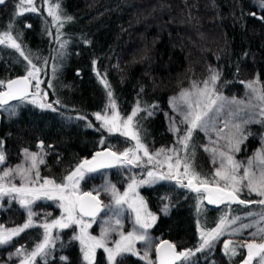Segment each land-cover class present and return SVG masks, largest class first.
<instances>
[{"label":"trees","instance_id":"obj_1","mask_svg":"<svg viewBox=\"0 0 264 264\" xmlns=\"http://www.w3.org/2000/svg\"><path fill=\"white\" fill-rule=\"evenodd\" d=\"M34 1L36 11L22 14L20 0L0 4V38L7 32L20 45L19 50L0 47V80L24 75L27 60L44 61L43 87L50 101L62 104L61 113L39 112L25 106L24 99L15 101L16 111L5 112L2 119L6 141L0 151L14 160L23 159L24 150L33 149L40 138L56 145L61 152L57 159L73 169L95 150L130 145L122 135L108 134L96 119L95 114L108 103L109 91L123 114L139 106L135 127L145 146H171L177 123V91L210 69L219 74L217 90L225 99L217 108H223L211 115L214 128L193 130L187 153L182 147L183 161L187 158L192 169L211 182L217 163L205 148L222 147L227 141L218 137L216 130L227 136L234 131L231 125L237 123L242 124L245 134L256 129L258 135L248 136L235 154L243 160L259 148L262 124L243 121L263 119L253 107L259 100L247 87L248 82L256 81L255 87L264 91V8L260 0H47L60 5L62 19L57 22L46 10V0ZM66 16L72 19L66 20ZM232 100L243 103H228ZM125 175V170L120 174L105 172L109 181L118 182ZM168 182L153 190L148 202L154 204L153 198L162 195L170 198L160 229L164 236L193 252L201 244L199 228L215 226L224 206L206 205L203 191L183 187L179 194ZM239 195L250 201L232 206L233 210L257 201L255 195ZM24 220L15 208L0 212V226L7 229L22 227ZM33 231L36 236L31 238ZM39 233L42 231L24 230L0 244V264H23L27 259H11L12 251L18 244L31 243ZM241 254L234 259L239 260ZM124 260L125 264H141L133 255Z\"/></svg>","mask_w":264,"mask_h":264},{"label":"snow or ice","instance_id":"obj_2","mask_svg":"<svg viewBox=\"0 0 264 264\" xmlns=\"http://www.w3.org/2000/svg\"><path fill=\"white\" fill-rule=\"evenodd\" d=\"M5 2L6 0H0V4H4ZM25 4L29 7H23ZM260 5L264 8V0H260ZM18 7L21 8V14L24 11H36V8L33 6V0H20ZM59 9V4H55L49 8V15L56 21H61L62 19L58 13ZM65 19L70 21L72 17L66 16ZM3 37L4 38H0V43H4L5 39H7L11 41L12 47L17 50L20 49V45L12 39L9 33L5 32ZM20 54L24 56L22 51ZM24 58L28 59L27 56ZM28 62L31 64L30 60ZM39 71L40 69L36 68L35 65H32L27 76L17 80H9L7 82L0 80V85H4L6 83V91L0 92V107L8 105L10 100L27 98L29 95V88L32 86V80H36L35 87L39 89L41 83L37 78ZM218 79L219 74L214 72L210 77L211 84L215 85ZM256 83V81H250L248 82L247 87L256 94V99L264 104V91L256 88ZM193 88L196 89V94L199 99L196 100L195 107H192L191 104L189 105L192 110L184 116V120L189 124V127L186 134L179 141V143L183 146L185 153H187L189 141L191 140L194 129L200 128L207 131L210 127L214 128V124L211 122L212 118L209 117V112L213 111V107L217 105L218 100L222 101L225 99L223 96L215 93L214 87H209V81H204L203 88H199L196 84H193ZM32 95L35 97L36 93H33ZM191 95L192 93L187 91L181 93L182 98L189 97ZM108 96L110 98L112 97L111 91L108 92ZM32 102L36 103L37 101L33 99ZM228 103L238 104L243 102L232 100ZM111 105L115 108L114 101L111 102ZM39 106L41 108H52V105L44 103H41ZM221 108H223V105H220L216 111L219 112ZM53 111H55V109H53ZM139 111V106H137V108L132 112V115L128 116L127 120H125L122 125L119 123L118 115H113L111 118H108L107 116H102L97 113L96 119L102 120L103 126L106 127L109 132L120 131L122 135L130 136L131 139L136 141V147L135 149H128L122 153L110 150L97 152L91 160L85 159L82 161L73 172L64 178V182L62 183H56L55 180L45 178L43 183H40L38 187L33 186L40 180L39 171L37 170L35 172V179H32L29 176V173L32 169H36L38 164H43L44 160L42 157L38 158L37 153H30L27 149H25L24 153L26 158L31 160V167L23 168L21 166H17L15 170L8 169L7 171H4L3 175L0 176V196H11L15 194V197L19 198V203L23 207L28 208V221L20 228L0 230V244L8 243L12 237L18 235L20 232L24 231V229L32 226V217L34 213L32 212L30 205L35 200L43 197L49 200L59 201V207L63 210L64 215L58 220H53L51 223H44L42 225L45 229L43 243L37 246L36 250L31 253L23 264H31L37 255L44 252L45 248L51 243V230L53 228H67L71 225H78L80 227V234L76 237V239H78L82 245L84 260H86L88 264H94L97 249H103L104 252L107 253L108 264H125L124 258L126 254L140 256V259L148 261V264H152V261L149 259V252L145 251L141 256L135 247L137 241L148 240L147 230L152 227L157 219L155 215L147 211V206L143 198L140 197L137 192L138 185L148 183V181H137L133 179L123 194L116 189L115 185H107L103 187L104 192L111 194L117 208L126 204L128 208L135 213V224L139 229L143 230H133L127 234L120 232V238L114 242L113 247H109L106 240L110 231H115L116 228H113L110 225L109 227L103 228L99 237L93 236L88 232L92 223L95 222L96 216L104 209V205L99 198V190H97L95 194H93L92 191L82 192L80 190V181L84 179L85 173L95 172L102 168L113 167L117 164H138L141 160V157L138 155L140 151H142L143 155L147 157L148 163H152L155 160L157 164L162 165L167 162L169 170L167 174L149 171V177L157 179H176L177 183L180 184L181 187H187L197 193H200L201 191L207 193L205 198L209 203H223L226 200L241 204L246 203V201L238 200L237 197V193L240 191V185L244 180L247 181L246 186L250 191L257 192L260 196L264 197V149L257 152L253 160L248 161V167L245 168L244 175L242 177L237 176V172L241 168V164L234 160L233 156L229 154V152L219 151V156L222 158L220 167L217 168L213 180L210 182L208 179L201 177L199 173L192 169L191 164L187 162V158L184 160L183 173H181L179 171L181 168V158L178 154L176 155L175 163L171 162V156H165V161L163 162L156 160V157H159L162 153H164V150L161 149L154 155L150 154L148 148L140 142L138 134L132 130L133 117H135ZM260 115L261 117H264V107L260 108ZM206 117H208V119H205ZM248 123L264 124V121H256L251 118L243 121V124ZM228 127L229 124L225 123V128ZM231 128L234 129V131H231L227 136H224L222 130H216L217 135L220 138L226 139V147L230 151L238 152L240 151V145L247 140L248 136L254 135V133L249 131L245 134L242 124L239 123L232 124ZM176 130L179 131L178 129ZM261 136L264 137V133H261ZM101 143H103V141H101ZM41 148H43L42 144ZM205 150L211 151L214 156L218 151L215 147L211 149L205 148ZM171 151L174 154L176 153L175 149H172ZM4 162V152L0 151V164ZM254 162L258 163L261 167L259 176L252 171ZM13 171L19 174L23 180L28 181V183H22L19 187L15 184L3 183L6 177L12 175ZM181 177L187 180L186 184L183 182ZM221 181H223V186L220 184ZM257 203L264 205V199L257 201ZM119 214V212H116L117 217H119ZM85 217H89L91 219L85 220ZM261 219L264 220V216H262ZM232 222L234 223L235 221ZM104 223L106 225L109 224L108 221H104ZM226 223V219H221L220 225L216 229H213L208 233L202 232L201 236L203 243L197 251L203 250L210 244L211 240L219 236ZM115 225L116 227H122L121 220L119 218L115 219ZM242 227L247 228L251 227V225H243ZM258 233H264V228H259L258 231L252 233V235L256 236ZM231 244V241H226L224 247L226 252L231 251L234 255L235 249L230 248ZM241 247L247 248V258L243 261V264H253L254 260L257 261V264H264V242L258 243L256 241H252L246 245H241ZM155 251L158 264H176L177 261L182 259L187 260L189 256L194 254L191 250L177 252L176 246L168 241H161L158 245H156Z\"/></svg>","mask_w":264,"mask_h":264},{"label":"rangeland","instance_id":"obj_3","mask_svg":"<svg viewBox=\"0 0 264 264\" xmlns=\"http://www.w3.org/2000/svg\"><path fill=\"white\" fill-rule=\"evenodd\" d=\"M45 5H46V10L49 12V8L53 5L50 2H48L47 0L45 1ZM33 6L36 8L34 0H33ZM23 7H29V6L25 4V5H23ZM19 9L21 12L20 7H19ZM53 21L57 22L56 20H54V18H53ZM58 27H60V26H58ZM11 37L13 40H15V38L12 35H11ZM15 42L18 44V42L16 40H15ZM3 46L12 47L11 41L5 39L4 43H0V47H3ZM28 61L29 60H27L25 62V65H24V67L26 69V72L24 73V75L27 76L32 65H35L36 68L40 69L39 73L37 74V78L39 79V81L41 83H40L39 89H37L35 87L36 80H32V83H33L32 94L36 93V96L33 97L32 94L29 95L27 98L24 99V102L33 104L37 107H40L39 105L41 103L52 105L54 102L49 100L48 90L45 87H43L44 86V84H43L44 83V73H43L44 69H43V67L45 66L44 61H37L36 62V61L30 60L31 64H29ZM214 72L217 73V71H215L214 69H210L206 75H204L200 78H193L188 83V85L186 87L177 91V93H176V103H175L174 108H175V111L177 114V120H176L177 123H175L173 126L174 127L173 131H174L175 141H174L173 145L165 147V148H161L164 150V153H162L159 157H156V160H160L163 162V161H165V156H171L172 157L171 162L175 163L176 155L178 154L179 157L181 158V168L179 169V171L181 173H183L184 161H183V151H182L183 146L179 143V141L186 134L187 129L189 127V124L184 120V116H185V114H187L189 111L192 110L189 107V105L191 104L192 107H195L196 100L199 99L198 95L196 94V89L193 88V84H196L199 88H203L204 87V81H209V87L210 88L214 87L215 93L217 95H220L218 90H217L218 89V86H217L218 80L216 81L215 85H212L210 82V77ZM53 78H55V75H53ZM185 91L192 93V95L189 97L182 98L181 93L185 92ZM33 99H35L37 102L33 103L32 102ZM112 101L115 102L114 98L113 97L109 98L107 105L105 106V108L102 111L99 112V114L102 116H107L108 118H111L113 115H118L119 123H121V125H122L123 122L125 120H127L128 116L132 115V112L137 108V106H135L129 114L125 115L120 111L116 102H115V108L112 107V105H111ZM220 102L221 101H219V100L217 101V105H215L213 107V111L209 112V117H211V115L216 111V108L218 107V104ZM253 107H254V109L259 110L258 113L260 114V108L264 107V104H262L259 101H255L253 104ZM13 111L14 112L16 111V106L10 105L7 108H5V112H11L12 113ZM96 115H97V113L95 114V116ZM262 118L263 119L261 121H264V117H262ZM205 119H208V117H206ZM98 122L100 123L101 127L108 134L117 133L119 135H122L120 131L109 132L107 130V128L103 126L102 120H98ZM262 127L263 128L260 129L261 131H259L260 134L264 133V124H262ZM176 129H178L179 131H177ZM197 129H200V128H197ZM132 130L138 134L136 127H135V117H133ZM252 133H254L255 136L258 135L256 129H254V131ZM122 136L127 139V142L130 143V145H128V146H117L113 150L117 153H122L128 149H135L136 141L131 139L130 136H125V135H122ZM138 136H139V134H138ZM139 139H140V137H139ZM258 140H259V148L256 149L255 152L252 153L251 155L245 156L243 160L241 159L242 157H239L238 155L235 154V151H230L226 147L227 142L224 145H222V147L218 148L219 151L229 152V154H231L233 156L234 160H236L238 163L241 164V168L237 172L238 177H242L244 175V170H245V168L248 167V161L253 160L254 157L256 156V153L261 151L262 149H264V137L261 136L260 138H258ZM140 142H141V139H140ZM146 147L148 148L149 153L153 154V155L156 152H159L161 150V149H153L152 147H148V146H146ZM172 149L176 150L175 154L171 151ZM219 151H218V155H216V156L212 155L215 158V161L217 163L216 170H217V168L220 167V163H221V159H222L219 156ZM29 152L30 153H37L38 158H40V157L44 158V154L42 153L43 150L34 149V150H29ZM138 155L141 157V160L138 164H134V165L117 164L116 165V166L119 165L118 167L115 168V170H117V171H115L117 174L124 173V170L127 171V175L123 176L120 179V181H118L119 183L114 182L113 180H111V181L107 180L104 175H102V176L100 175L101 176L100 179H97L93 176H90L87 178V180H89V181H87V185L89 187H92L95 190V193L97 190H99L100 196L102 197L103 203H104L103 211H101L99 213V215L95 218V222L92 223L91 227L88 229V232H89V234H91L93 236L99 237L101 235V231L103 228L109 227V225L113 228H116L115 231H110V233L107 237L106 243L109 247H113L114 242L116 240H119L120 232L127 234L128 232H131L133 230H137V231H143V230L139 229L138 226L135 224V213H133L128 208V206L126 204L122 205L120 208H117L111 194L103 191L104 186L115 185L116 189L121 194H123V192L127 190L128 185L132 182L133 179H135L137 181H148V183L139 184L137 187V192L139 193V196L142 198L144 197V193H142L141 188L145 187V186H152L153 187L155 185L162 184V183H164L166 185L167 184L166 182L169 181L168 183H171L170 186H173L174 188L179 187L181 189V186H180V184L177 183L176 179H157V178H153V177L148 176L149 171L167 174L169 171L168 166H167V162L163 163L162 165L157 164L155 160L152 163H148V159H147V157H145L143 155L142 151H140L138 153ZM19 159H20V157L18 159H15V160H14V158L8 160L5 157V162L0 164V176H2L3 172L7 171L8 169L15 170L17 168V166H21L23 168H30L31 167V160L26 158V156L23 157L24 162H23V159H20V160ZM25 161H26V163H25ZM38 165H40V164H38ZM75 169L76 168H73L72 170L67 172L65 175L62 174V172L65 170V168H64V170H58V171L50 169V171H48L46 173H42L39 169H32V171L29 173V176L32 179H35V172L37 170L39 171L40 180L35 185H33V186L38 187L40 183H43V180L45 178L55 180L56 183L64 182V178L66 176H68L71 172H73ZM260 170H261L260 165L256 162H254V164L252 166V171L257 176H259ZM90 175H92V174H90ZM213 175H215L214 172H213ZM86 176L87 175L84 176V179L86 178ZM84 179L80 181V187H81V183H82V181H84ZM181 179H183V177H181ZM183 182L186 184L187 180L183 179ZM3 183H5V184L11 183V184H15L17 187H19L22 183H28V181L23 180L19 174H17L15 171H13L12 175L9 177H6L3 181ZM220 184H221V186H223V181H221ZM246 185H247V181L246 180L242 181V183L240 185V191L237 193L238 195H239V193L240 194L241 193L246 194L247 196L255 195L257 197V201L264 199V197L260 196L257 192L250 191ZM184 188H187V187H184ZM159 193H160V195L162 194V192H159ZM204 197H205V194H203V199H204ZM156 199H157V201L155 203V206L158 207L159 210L164 211V209H166L168 207L170 198L166 197L165 195H162V196L157 197ZM158 199H161V200L158 201ZM243 201H250V200L243 199ZM257 201H254L248 207H240V208L238 207V209H235V210H233L232 205H229V204H227V206L225 205V207L223 208L225 210V212H224L221 219H226L227 223L224 226L222 233L219 236H217L215 239L211 240L210 244L208 246H206L203 250H201V251H197V249L194 250L193 255L189 256L187 260H182L179 264H207V263L208 264H215V261H217V255L215 254L214 249L218 243L223 245V244H225L226 241H231L232 244L230 245V248H234L235 253H236L234 255H237L242 249L247 250L246 247H241V245H246L247 243L252 242V241H256L258 243L263 242L264 241V233H258L256 236L252 235V233L257 232L259 228H264V220L261 219V217L264 216V205L257 203ZM37 203H39V204L45 203L47 205L52 204V205L59 206L60 202L57 200H49V199L43 198V197L35 200L30 205L31 210L34 213V215L32 217V221H33L32 226L33 225L34 226L35 225H41L42 226L44 223H51L53 220H58V218H57V219L45 221L47 218L50 217L51 211L49 212L47 207L39 206V205H37ZM245 204L246 203H244L242 205H245ZM10 207L15 208L16 210L17 209L18 210H20V209L24 210V213L27 214L24 216L28 217V208L23 207L19 203V198L15 197V194H13L11 196L10 195L0 196V212L5 211ZM147 211L151 212L153 215H155L157 217V212H155L154 210H150L147 208ZM116 212L120 213L119 217L116 216ZM117 218H119L121 220L122 227H116L115 219H117ZM17 219H19V216L17 217ZM221 219L216 223L215 226H213L211 228H199V233H200V237H201V244L203 243L201 233L202 232L208 233V232H211L213 229H216L220 225ZM27 221H28V219L26 220V223H27ZM104 221H108L109 224L106 225L104 223ZM232 221H235V222L233 223ZM243 225H251V227L244 228V227H242ZM74 226H76V225H74ZM4 228L7 229V226L4 224H3V227L0 226V230H5ZM74 229L75 230H74V234H73L74 236L73 237L76 238L80 234V227L77 225L78 231L76 230V228H74ZM57 231L58 230H54V229L51 230V243L45 248L44 252H42L41 254H39L35 257V259L31 262V264H48V263H50V264H69V262L71 261V257L65 253V251L63 249V245H62V237H61L60 231H58V232ZM147 235H148L149 241H150V235L151 234L149 235L148 230H147ZM159 238H160L159 235L153 234L151 239L154 242V246H156L155 243L157 244V242L160 240ZM145 242L146 241H137L136 243L138 245H140V247L135 245L136 249H138L137 251L140 253L141 256L144 253L143 249H145V246H144ZM79 243H80V241H79ZM201 244H200V246H201ZM200 246H199V248H200ZM32 252H33L32 250L21 251V249L19 247L16 250L14 249L12 251V254H11L12 258L11 257L10 258L14 259V260H20L23 257H25L26 259H28V257L31 255ZM128 255L129 254H126V256H128ZM138 257H140V256H138ZM244 260H242L241 262H238V264H243ZM142 261H145V260L142 259ZM17 264H19V263H17ZM72 264H88V262L86 260H84L83 251H81L80 254H77V257L75 259H72ZM94 264H108L107 253L104 252L103 249H97L96 250ZM253 264H257V261L254 260Z\"/></svg>","mask_w":264,"mask_h":264},{"label":"flooded vegetation","instance_id":"obj_4","mask_svg":"<svg viewBox=\"0 0 264 264\" xmlns=\"http://www.w3.org/2000/svg\"><path fill=\"white\" fill-rule=\"evenodd\" d=\"M77 73H79V71H77ZM33 84V83H32ZM5 86V85H4ZM4 88H2V89H0V90H3ZM33 92V91H32ZM32 94V93H31ZM31 94H29V95H31ZM28 95V96H29ZM27 96V97H28ZM19 99H17V100H14V101H12V102H10V103H8V105H4V106H2V107H0V147H3L5 144V139L2 137V128H3V125H2V119H3V116H4V114H5V108H7L8 106H10V105H14V103H15V101H18ZM22 100V99H21ZM25 104V106H27V105H31V106H33L34 108H36L39 112H42L41 110H43V111H47V112H50V113H52V114H54V115H60V111H59V109L61 108V106H62V104H60V103H57L56 101L52 104V108H40V107H37V106H35V105H33V104H30V103H24ZM23 108H25V107H23ZM53 109H55V111H53ZM1 138H3V139H1ZM41 144L43 145V148H41ZM7 146V145H6ZM106 148V147H105ZM109 148H111V147H109ZM34 149H37V150H43V154H44V158H43V160H44V164H40V165H38L37 166V168L36 169H39L42 173H46V172H48V171H50V169L52 170H62V169H64L65 168V171H63L62 172V174H66L67 172H69L70 170H72V167H71V165L68 163V162H66V163H64V164H62V162H60L58 159L59 158H61V154H59V153H61L59 150H58V148L56 147V145H54V144H50V143H46V141H44L43 139H38V140H36V142H35V145H34V148L33 149H31V150H34ZM102 149V148H101ZM112 149V148H111ZM113 150V149H112ZM29 151V150H28ZM57 151V152H56ZM96 151V150H95ZM114 151V150H113ZM93 154V153H92ZM92 154H91V156H92ZM4 155H5V157L9 160V159H12V157L10 156V155H8V153H4ZM58 155V156H57ZM91 156H89V157H84V158H82L80 161H79V164H80V162L82 161V160H84V159H88V158H90ZM56 157V158H55ZM58 158V159H57ZM25 163H26V161H25ZM78 164V165H79ZM119 166V165H118ZM118 166H113V167H109V168H102V169H99L98 171H95V172H91V173H85V175H87L86 176V178L84 179V181H82V183H81V187H80V190L82 191V192H85V191H92L94 194H95V190L92 188V187H89L88 185H87V181H89V180H87V178L88 177H90V176H93V177H95V178H97V179H100V177L102 176V175H104L105 176V172H108V175L111 173V172H113V173H116L115 171H117V170H115V168L116 167H118ZM63 167V168H62ZM90 174H92V175H90ZM101 175V176H100ZM111 179L112 178H110V181H111ZM114 181V180H113ZM114 182H117V181H114ZM62 183V182H61ZM119 183V182H118ZM160 184H158V185H155V186H145V187H142L141 188V191H142V193H144V197H143V200H144V202H145V204H146V206H147V208L148 209H150V210H154L155 212H157V219H156V221H155V223L152 225V227L151 228H149L148 229V231H149V235H150V241H149V237H148V240L145 242V249H143L144 251L143 252H145V251H148L149 252V259L152 261V264H157V262H156V258H155V247L156 246H154V242L152 241V236H153V234H156V235H159L160 236V240L157 242V244L155 243V245H158L161 241H164V240H166V239H169V240H171V242H172V244H174L175 246H176V251L177 252H180V251H188V249H186L185 247H182L181 246V244L179 243V242H177V241H175V240H173V239H170L169 237H167V236H164V234L162 233V231H161V226L160 225H162V228H163V224H164V220L165 219H163V218H166L167 217V214H168V212H169V205H170V202H169V204H168V207L166 208V209H164V211H161V210H159L158 209V207H156L155 206V203H156V201H157V199L156 198H153L154 200L153 201H155L154 202V204H153V202H151V203H149L148 202V197L150 196L149 194H151L152 193V191L153 190H156V189H159L160 187ZM191 190V189H190ZM177 191H178V193L180 194L181 192H183V187H181V189L179 188V187H177ZM192 191V190H191ZM195 192V191H194ZM240 196V195H239ZM99 198H100V200L102 201V203H103V199H102V197L101 196H99ZM159 200H161V199H158V201ZM240 200H243L241 197H240ZM151 201H152V199H151ZM40 203V202H39ZM39 203H37V205H39V206H42V207H47L48 208V211L50 212L51 211V215H50V217L49 218H47L45 221H49V220H53V219H60L63 215H64V213H63V210L59 207V206H56V205H52V204H49V205H47V204H45V203H42V204H39ZM246 203H249L248 201H246ZM227 204H229V205H232V206H238V205H241V203H237V204H231V203H229V202H226V203H223L221 206H224L225 207V205L227 206ZM3 205V204H2ZM103 205H104V203H103ZM152 205H154V206H152ZM220 206V207H221ZM153 207H154V209H153ZM8 211V209L7 210H5L4 212H7ZM16 211H18V212H21L22 214H23V217H25L24 215H27V214H25L24 213V210H22V209H20V210H16ZM99 215V214H98ZM97 215V216H98ZM20 216V215H19ZM22 216V215H21ZM96 216V217H97ZM28 219V217H25V222L23 223V224H25L26 223V220ZM85 220H90L91 218H89V217H85L84 218ZM44 221V222H45ZM23 227V226H22ZM74 228H76V230H77V225L76 226H74V225H71V226H69V227H67V228H59V227H56V228H53L54 230H58V231H60V234H61V237H62V245H63V249H64V251H65V253L68 255V256H70L71 257V261L69 262V264H72V259H75L76 257H77V254H80V252L82 251V245H81V243H79V241H78V239H76L75 237H73L74 235ZM28 229H37L38 230V232L39 231H42V234H38L39 236H37V239H39L40 241L38 242H36V238H34L33 240H32V242L30 243L29 241L27 242V244H26V246L24 245H22V244H18L17 245V248H19L20 247V249H21V251H30V250H32V251H35L36 250V248H37V246L39 245V244H41V243H43V240H44V233H45V229L41 226V225H33V226H30V227H28V228H26V229H24V230H28ZM57 231V232H58ZM78 231V230H77ZM62 232V233H61ZM36 236V233L33 231V234H32V236H31V238H33V236ZM264 242V241H263ZM29 243V244H28ZM136 245L138 246V247H140V245H138L137 243H136ZM138 250V249H137ZM242 251V254H241V257H240V259L239 260H235L234 258L235 257H237V255H233L232 253H231V251H227L226 252V250H225V247H224V244L223 245H221L220 243H218L217 244V246L215 247V249H214V252H215V254L217 255V261H215V264H238V262H241L242 260H244L245 258H247V250L246 249H242L241 250ZM129 255H131V254H129ZM133 256H135V257H137V258H139V262L141 263V264H148V261H142V259H140V257H138V256H136V255H133ZM237 258H239V257H237ZM183 260V259H182ZM182 260H180L179 262H177L176 264H179ZM235 260V261H234ZM48 264H50V263H48Z\"/></svg>","mask_w":264,"mask_h":264},{"label":"water","instance_id":"obj_5","mask_svg":"<svg viewBox=\"0 0 264 264\" xmlns=\"http://www.w3.org/2000/svg\"><path fill=\"white\" fill-rule=\"evenodd\" d=\"M25 75H18V76H15V77H13V78H11V79H9V80H17V79H20V78H22V77H24ZM8 80V81H9ZM7 82V81H6ZM3 91H6V83H5V86H4V89L3 90H0V92H3ZM32 91H33V84H32V86L29 88V94H31L32 93ZM17 100V99H16ZM12 101H14V100H10L9 101V103L10 102H12ZM113 151L111 148H109V147H106V148H102V149H98V150H96V151H94L93 152V154H92V156L90 157V158H88L87 160H91L92 158H93V156H95L96 155V153L97 152H104V151ZM115 152V151H114ZM85 160V159H84ZM84 160H82V161H84ZM81 161V162H82ZM80 162V163H81ZM210 186H211V184H210ZM85 192H87V191H85ZM94 194V193H93ZM207 196V193H205V197ZM204 197V203L206 204V205H208V206H210V207H215V208H217V207H220L223 203H226V202H229V203H231V204H237L238 202H233V201H224L223 203H215V204H212V203H209L208 202V200L206 199ZM237 197H238V200H240V196L237 194ZM164 241H168L169 243H171L172 244V242H171V240H169V239H166V240H164ZM155 258H156V252H155ZM180 261V260H179ZM179 261H177V262H179ZM156 262H157V264H158V261H157V258H156ZM176 262V263H177Z\"/></svg>","mask_w":264,"mask_h":264}]
</instances>
